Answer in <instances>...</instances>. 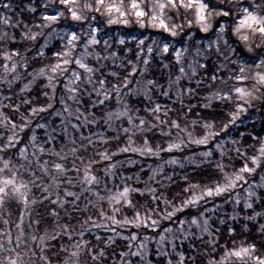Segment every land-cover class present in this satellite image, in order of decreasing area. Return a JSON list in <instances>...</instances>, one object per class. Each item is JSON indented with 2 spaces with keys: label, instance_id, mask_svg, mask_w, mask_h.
Listing matches in <instances>:
<instances>
[{
  "label": "snow or ice",
  "instance_id": "6c2138e0",
  "mask_svg": "<svg viewBox=\"0 0 264 264\" xmlns=\"http://www.w3.org/2000/svg\"><path fill=\"white\" fill-rule=\"evenodd\" d=\"M43 8L48 10L42 12L40 21H32L31 26L28 22L18 20L12 23L10 17L5 16L3 22L6 25H11L13 28H19V38L15 34L9 35L7 31L0 33V43L5 47L9 44L29 42L35 45L40 38L44 37V43L37 49L38 55L32 57L33 60L45 56L44 49L48 47V41L56 39L61 41V48L54 52L53 61L49 65H45L38 69H34L29 75L32 79L24 84L16 96L20 97V103L13 102V96L7 92L4 93L3 99L0 100V220L3 224L10 225V220L5 218L12 216V205L10 201H15L17 204L22 205L20 209L18 222L15 223L18 233L13 237L11 227L6 230H0V253L7 252L3 259H0V264H25L24 253L20 251L22 241L25 239L24 221L25 216H32L31 206L44 201H49L51 205H56L58 209H64L65 205L71 204L73 209L82 212L89 211V205L95 207L98 215L103 221H110L115 226H131L135 228L149 227L146 221H150V225L155 228L159 225L161 220H173L178 213H182L185 209L199 207L202 203H207L214 200L216 197L225 196L237 189L238 186L249 184V177H253L257 170H264V140L258 141L256 145L249 144L248 147L254 148L255 151L251 154L247 149H242V139L232 140V148L225 151L223 143H217L216 149L219 151L221 160L216 162V170L219 173L218 178L214 184H200V183H187L180 192L176 193L173 198L167 197L163 192H160L153 184L145 182L144 188H136L125 184L122 189H117L114 193H110L107 197L112 215L104 210L103 206L99 203H93L88 200L84 208L81 209L79 204L81 196L84 192H89L97 197L98 201H104L105 197L100 196L99 192L92 188L93 184H99L96 176L90 174V169L86 166L84 170V177L82 184H86V188H82L80 194L72 191L70 188L63 189V196H61V189L64 183L70 186L73 185V180L67 174L70 171L79 172V169L73 166L69 168L63 163L57 161H49L41 159L43 156H54L59 161L68 159L67 153L60 149L59 151L54 148H46V144H51L55 140V136L47 134V122L40 123L38 118L41 114L49 113L53 108L52 101L56 97L57 81L63 79L65 74L70 73L67 79L63 80V90L66 92L67 100L76 103H81L83 98L87 97L88 107L83 111L81 108L76 109L75 119L80 120L84 118V123L98 124L103 121L106 130L116 131L113 128V121H126L127 127L121 125L122 132L127 136V143L123 146H117V151L109 153L105 148L102 152H97L103 160L111 161L113 157L120 153H136L140 156H149L160 158L162 153H173L180 151L185 146L183 133L187 136L188 144L207 145L210 140L220 136L221 132H227L230 125H235L240 120L242 114L252 107L253 101H259L264 104V0H128L125 5V0H44ZM0 8L12 10V4L0 0ZM30 13H35L37 8L35 6L27 8ZM66 12L69 15H66ZM107 16V23L109 25L122 23L129 24L128 16H134L136 23L141 28L147 24L149 27L162 31L171 37H177L184 31L185 25L189 29L195 25L198 27L200 33H204V37L200 40L207 39V34L212 33L214 39H209L206 47H197V41H193L192 35L187 36V40L192 41L191 45L184 46L179 50L170 43L164 42L157 45L159 52L162 56H166L170 52L175 58V63L179 65V75L175 79H169L168 87L159 85L155 79L147 78L149 65L151 60L143 58L141 63L143 68H138L135 63H131V68L123 76L118 72L112 70H105L106 66L99 63L101 60H107L108 56H101L99 53H92L90 48L101 44V40L97 38L98 28L89 24L88 38L83 45V51L77 52L80 46L81 33L77 30L69 29L63 34L55 31L54 25L60 24L62 20H69L76 24L83 26L86 21L97 20L96 15ZM33 28L39 31H33ZM53 28L52 33H45L44 29ZM231 34V35H229ZM234 36L236 41L233 42L231 37ZM107 47L108 42L103 41ZM154 43V42H153ZM120 44H124L120 40ZM140 46L144 45L143 40H139ZM242 45L244 50L250 55L247 57L237 56V47ZM189 47H195L196 51L193 54L192 63L188 65L190 72L184 67V56L189 51ZM27 51H31V47L22 53L19 48L15 50H7L0 54V68L3 73L0 74V83L8 85V90L11 91L12 85L19 79V76L14 75L17 69L24 68L28 71L29 61L26 55ZM149 57H152L155 49L151 46L146 48ZM23 55V63L20 60H14L16 57ZM95 57L97 61L96 66L88 63L91 56ZM137 57H142L143 53H137ZM203 55L209 58L212 55L217 57L213 61L212 71L207 74V79L211 82L209 87L219 81L221 84L227 86L220 88L217 91L211 92L209 95L203 97L205 103L204 107L209 108L214 102L232 104L235 111L229 110L227 112L230 118L227 122H221L222 126L219 130L212 121L202 120L199 126L204 130L203 134L198 137H193V133L189 131V126H181L177 119H170L169 113L172 108L166 104H161L153 98L155 91L159 95L168 98L172 91L173 85H178L184 78L191 80L192 77L198 75L199 70H206L208 65L201 63L200 58ZM75 65V67H73ZM234 65L235 67H230ZM168 67L167 64L164 65ZM224 72V75H221ZM12 77L9 79V77ZM43 78L47 81L45 87L50 91L45 92L47 101L43 105H32V100L24 96L25 92L31 91V85L37 79ZM112 78V79H109ZM232 81V84H229ZM251 81L249 84L248 82ZM201 79L197 82L199 85L203 83ZM135 84V87L130 85ZM187 93H193L192 88L178 89L176 99L173 103H180L183 107V96ZM143 97L141 106H130L129 98ZM115 100L116 104L120 105L115 110H106L110 107V102ZM67 100L61 97L60 103L62 111H57L54 115L60 117L61 121H67V117L63 113H68L72 116V110L67 104ZM32 105L26 109L27 114L21 112V106ZM193 106L188 107V111L192 110ZM8 109L12 115L19 114L18 123L12 118V115L4 112ZM98 109L103 115L100 119H95ZM143 113V115H141ZM89 116L93 119L89 120ZM70 122V121H69ZM35 123V128H32ZM198 121H191V127L195 128ZM73 128L79 125L72 124ZM32 128L29 137L31 144V152L29 151L28 144L23 147L17 148L22 139V133L26 129ZM36 129H44L46 138L37 142ZM159 130L160 142H153L152 136L148 133L156 135V130ZM66 131V127L64 129ZM173 130H176V135L179 139H172ZM55 129H53V132ZM98 139L93 140L92 137H81L87 139L88 145H81L80 147H72L69 151L75 154L81 149L87 150L89 146H95L97 143L108 144L109 137L104 133L95 134ZM139 138V143L137 142ZM169 138V139H165ZM111 139H119V136L112 137ZM253 139H257L253 137ZM75 144V141H72ZM15 150V151H13ZM234 151L237 159L242 160V163L237 167L233 165V171L228 172L226 168L228 165L223 163V158L228 155V152ZM202 157L210 158L213 152H202ZM7 157V158H5ZM13 157H16L19 166L14 164ZM31 157V158H30ZM81 159L80 157H76ZM232 160V157H228ZM169 165H177L179 162L176 159H169L166 161ZM183 165H181L182 167ZM116 163H111L106 170V175H115ZM21 169L26 171L30 179L25 182L22 178L18 180L21 175ZM35 169H39L41 175L37 176ZM7 173V175H6ZM55 173V175H53ZM163 176V179L158 177ZM43 177H47L49 183H38ZM127 179H131L128 177ZM188 181V177H184ZM172 181V176L163 174L162 168L154 169L149 181H155L161 187L165 186L164 181ZM260 180L262 183L253 184L246 190L247 197L244 202L245 209H253V204L257 201L261 203L264 208V193L257 194L252 189L254 187H264V174L261 175ZM139 181V178H137ZM41 189L42 199L37 200L33 198L29 200V193L31 188L29 185ZM148 196L151 203L145 206L140 201L134 202V195ZM69 198H72L69 200ZM177 198L179 203L176 202ZM87 199V197L85 198ZM252 201V202H249ZM241 200L239 196L235 198V204L240 205ZM163 205V207H161ZM127 207L134 211V215L129 218L125 216L122 220L117 219V214ZM219 206L216 205L207 212L215 213ZM144 209L142 215L140 209ZM207 212L198 214L197 216L186 221L180 219L177 221L179 228L173 229L165 227L163 229L165 234L159 236V245L156 250L158 257L155 264H162L160 257L165 258L164 264H196L198 257H206V260L201 259L200 264H264V222L256 223L258 218L264 221V211H255L254 214H248L244 217L245 220L253 222L255 225V232L259 236L260 243L253 240L251 243L241 241L237 246L232 241L231 245L228 242L220 243V238L216 234L219 229L214 232L210 224V217ZM48 214L55 218L56 228L51 233L44 230L43 234H39V227L33 229L30 236L31 244L35 247L28 248L30 252L27 264H32L33 258L43 262V264H52L50 256L46 253L51 252L50 240H56L61 235H66L69 241L73 240V234L80 239L75 243L68 246L63 244L59 245L58 252L51 253L52 255L60 256L57 264H81V256L86 254V264H105L109 259V253L106 251L113 243V237H109L107 241H102L100 235L95 236L97 244H92L89 240L84 239L86 232H91V229L103 228L109 231H115L114 228L109 227L108 223H98L88 215L82 221H79V230L70 227L69 224H61L59 220V212L56 209H49ZM39 218L30 219L29 227L33 224L39 226L45 220L44 213H37ZM155 217H159L158 219ZM231 219L236 220L237 216L233 215ZM221 224L225 223L224 220L220 221ZM188 225L186 228L185 225ZM192 226H195L197 232H192ZM242 228L245 232L251 229L247 224H243ZM58 229V231L56 230ZM229 237L235 236V229L229 227L227 229ZM176 233L179 235L177 236ZM172 236V239H169ZM208 239L205 240L204 237ZM194 237L195 240L201 241L208 246L207 249H198L195 244L189 245V251L177 252L176 239L181 240V244ZM126 239L131 241L137 240V235L133 234ZM103 244V247L100 246ZM171 245L172 252L166 250L165 245ZM217 245L222 249L220 255L217 257L215 253L218 251ZM27 248L28 246L25 245ZM133 245H127L128 251H121L118 254L119 264H138L137 260L144 261L147 253L144 249L147 244L141 242L137 245V250L132 251ZM38 250V251H37ZM173 253L176 254L175 261H173ZM14 254V255H13ZM112 264H116L113 261ZM147 264H152L148 261Z\"/></svg>",
  "mask_w": 264,
  "mask_h": 264
},
{
  "label": "rangeland",
  "instance_id": "374dc122",
  "mask_svg": "<svg viewBox=\"0 0 264 264\" xmlns=\"http://www.w3.org/2000/svg\"><path fill=\"white\" fill-rule=\"evenodd\" d=\"M5 2H10L12 4V10L9 11L7 9L0 8V33L7 31L10 36L15 34L17 36V38H19L20 29L19 28H13V27H11V25H6L3 22V19L5 16L10 17L12 20V23H16V21L21 20V21L28 22L31 26L32 21L41 22L39 19L41 13L48 11V10L44 9L42 6L44 3V0H5ZM127 3H128V0H125V5H127ZM33 6H35L37 8V11L35 13L28 12L27 8H30ZM94 15H96V14H94ZM96 17H97V20L87 22L85 29L83 31L84 37L83 38L81 37L80 46L77 48L78 53L83 51V45H84L85 41L87 40L89 31H90L89 24H91L92 26H95L98 28L97 38L100 39L102 42H101V44L90 48L89 51L92 53H99L102 57L103 56L109 57L107 60H101L99 62V63L106 66L105 70L116 71L121 76H123L131 68V63H129V61H131L132 63H135L138 68H143V64L141 63V60L143 58H148L151 60V64L149 65V71L147 73V78L155 79L159 85H162L163 87L166 88V87H168L169 79L171 78L174 80L175 76L179 75V67L180 66L176 64L177 68H178V69L177 68L176 69L178 70V72H174L171 69L169 63L167 62V60L165 58L166 56H162L159 52V49L157 48V45H160L164 42L170 43V41H168L166 39L164 40L163 38H160V36H158V34L152 35L151 32L142 34V33H138L137 31H125L122 27L132 28L134 26H137L141 30L142 29L143 30L153 29V28L149 27L147 24L145 25V27L141 28L139 26V24L136 23V18L134 16H131V15H129L127 17L128 20L130 21L128 25H124L122 23L109 25L107 23V19H108L107 16H104V17L99 16L100 19L104 20L108 26H114L113 29H114L115 33L113 35L105 36V34L103 33V28L97 26V24H96L97 21L100 20L97 15H96ZM53 28L55 29V31H57L61 34H63V32H66L70 29V28L69 29L65 28V26L62 24V22H60V24H58V25H54ZM53 28L44 29V31H45V33H52ZM186 29H189L187 27V25H185L184 30H186ZM153 30H156V29H153ZM33 31H39V29L33 28ZM100 33H103V35L102 34L100 35ZM189 34L192 35L193 41H197V45H196L197 47L203 48V47H206L208 45L209 40H200V39L196 38L195 32H193L192 30H188L187 36ZM44 39L45 38L42 37V43L41 44L44 43ZM212 39H214V37ZM120 40H123L124 44H120ZM139 40L144 41L143 46H140L138 44ZM56 41H58V40H56V39L49 40L48 41V47L52 46L54 44V42H56ZM103 41L108 42L107 47L104 45ZM59 42H60V48H61L62 42L61 41H59ZM24 43L30 44L29 42H24ZM130 43H132V46H129ZM191 43H192V41L186 40V43L183 46L178 47V50L180 48L186 46V45L190 46ZM18 44H21V43L9 44L7 47H5V45L3 43H0V54H2L4 51H7V50H15L16 49L15 46H18ZM31 45H30V47H31ZM149 46H151L155 49V51L152 54V57H149L148 53L146 51V48ZM32 47H33V45H32ZM195 51H196L195 47H189L188 53H186L184 56V67L189 72H190V69H188V65L192 63L193 54L195 53ZM138 52L143 53V56L137 57L136 54ZM237 56H241L239 52H237ZM243 56H241V57H243ZM14 60H20L21 63H23V57H16V58H14ZM200 61H201V63H205L206 65H208L207 69L206 70H199L198 75L195 77H192L191 80H189L188 78H184L180 81V83L178 85H173L172 91H171L170 96L168 98H165V97L159 95L155 91L153 92V98L157 102H159L161 104H166L168 107L172 108V111L169 113L170 119L179 120L182 127L189 126V131H191L193 133L194 138L203 134L204 130L199 126V122H201L202 119L189 116L190 112L188 111V107L194 105V107H192V109H194L199 104H201L203 106L205 103L203 97L209 95L211 92L217 91L220 88H225V90H226V87H227V86L221 84L219 81H217L216 84H213L211 87H209V84L211 82L207 79V74L212 71L213 61H216L217 63H219V61L217 60V57L215 55H212L209 58H205L202 55L200 58ZM52 62H54L53 59H52ZM52 62H50L49 64H51ZM2 63H3V61L0 60V64H2ZM88 63L93 65V66H96L97 61L95 60L94 55L89 58ZM49 64H47V65H49ZM165 64L168 65L167 68L164 67ZM209 66H210V68H209ZM73 67H75V65H73ZM230 67H235V66L230 65ZM34 69H36V68H34V67L28 68V71L26 72V71H24L23 67L18 68L17 73L14 75L19 76V79L12 85L11 91L8 90V85L0 83V100L3 99L4 93L7 92L9 95L13 96V102L14 103H20V97L16 96L15 93L18 92V90L24 84L28 83L32 79V77L29 75V73L33 72ZM2 73H3V69L0 68V74H2ZM224 74H225L224 72H221V75H224ZM69 75H70V73L65 74L63 79H58L57 85H60L62 87V89L64 87L63 80L67 79ZM11 78L12 77L10 76L9 79H11ZM109 79H112V78H109ZM201 79H203L204 82L200 83L198 85L197 82L200 81ZM46 83H47V81L43 78L37 79L34 83H32L31 91L25 92L23 94L24 96H27L32 100V105H43L46 102H48L47 97L44 95L45 92L50 91L48 88L45 87ZM232 83H233L232 81H229V84H232ZM248 83L250 84L251 81H249ZM130 87H135V84L133 83L132 85H130ZM189 87L193 89V93L191 95H189L187 93L184 94V96H183V101H184L183 107L178 102L173 103V101L176 99L177 90L182 89V88L186 89ZM36 88H40L39 92H37L38 90H36ZM67 95L68 94L66 92H62L60 95V99H61V97H63L65 100H67ZM38 99H44L43 103L38 104L37 103ZM143 102H144L143 97H131V98H129L130 106H133V107L141 106ZM217 103H219V102H214L212 104V106L209 108H212ZM67 104L70 107V109L72 110V116L69 117L68 113L66 115L67 121L62 122L61 119L58 118L55 120V123H52L53 119H51V120L49 119V121L51 122V125L54 126V128H53V129H55L54 132H56L58 134L57 138H56V135L54 133H52L53 130H52V132H47V134L54 135L56 139H58V136L63 134L66 141H60V140L53 141V143H51V144H46L45 145L46 148H54L55 150H59L63 146H65L66 143H67V145L73 144L72 143L73 140L75 141V144H73V145H79L82 143H85L88 145V140L87 139H81V137H92L93 140H97L98 137L95 135L96 133H104V135H106L107 137L110 138L109 142H111V141L117 142V143H119L118 146H120V147H123L127 143V136L122 132V130H120L121 125L123 127L128 126L126 121H113V128L116 129V131H109V130H106L105 126L103 125L102 120L98 124H91V123L86 124V123H84L83 117H81L80 120L75 119V116L77 114L76 109L78 107L81 108L82 111L88 107L86 96L83 98V101L81 103H76V102H73L71 100H67ZM222 104H225V103H222ZM32 105L21 106V112L27 113L26 111L23 112V109L26 110L27 108L31 107ZM228 105H229V110L235 111L234 105H232V104H228ZM119 107H120V105L116 104L115 100L113 99V101L110 102V107L106 110H109V111L115 110L116 108H119ZM183 108H186L187 111H183ZM262 108H264V104H261L259 101H253L252 107L248 108V111L241 115L240 120L237 121V123L235 125H230L227 132H221L220 136L210 140L207 145L188 144L187 143V136L185 134L181 133L180 135L184 136V139H185V146L180 151H175L171 154L168 153L166 156L161 155L160 158H157L154 156L153 157L140 156L138 154H137L138 155L137 157H133V158L118 157L116 160L117 168L115 169V175L114 176L113 175H106V170L109 167L108 166L104 170V175L102 177H97L99 184L98 185L97 184L92 185V188L95 191L99 192L100 196L105 197V200L104 201H98L96 196H93L89 192H84L83 195L81 196L80 204L84 207L85 203H87L88 200H91L93 203L101 204L103 206L104 210L108 213V215H112L110 208H109V205L107 203V197L110 193H114L118 188L122 189L125 184L132 186V187H136V188H144L145 182H148V183L153 184V186L157 187L160 192L163 191V193L167 197H169L163 189L165 187L171 186L177 182H180V183L188 182L189 178H188V181H185L184 177L185 176L188 177L191 173H193L195 171H208L211 174L212 173L217 174V177H214L212 182L208 183V184H214L216 179L219 176V173L217 172L215 165H216L217 161H220L222 159L220 154H219V151L216 149L217 143H223L225 146V151H227L228 149L233 147V145L231 143L232 140H234V139L241 140L242 139V149L246 148L247 151L249 152V154L253 153L255 151V149L248 147V145L252 144V145H256L258 147V141L264 140V137L260 138V139L257 138L256 135L250 131V127H248V125L251 122H253L259 118L260 111H263ZM93 111L96 112L95 119L99 120L101 115H103V113H101L98 109H94ZM4 112L8 113L9 115H12L8 109H4ZM141 115H143V113H141ZM13 116H16V114L12 115V118H13ZM91 119H93V117L89 116V120H91ZM193 120L198 121V124L195 128H192L190 126L191 121H193ZM72 124L79 125L78 129L75 128L76 131H74V132H71V130L73 128L71 126ZM64 125L66 127V131L63 130ZM216 129L219 130V128H217V127H216ZM2 131L3 130L0 129V132H2ZM36 134H37V138H38V140H37L38 143L43 141L46 138V132L43 134H39L38 132H36ZM158 134H159V130L157 129L156 135H158ZM148 135L153 136L152 133H148ZM115 136H119V139H111L112 137H115ZM253 137H256L257 139H253ZM165 139H169V138H165ZM172 139H179V137H177V135H176V130H173ZM252 141H255V142L250 143ZM137 142L138 143L140 142L139 138H137ZM25 144L29 145V151L31 152V144L29 143V141H25L23 146ZM102 146L107 148L108 151L110 152V149H109L110 147L108 144L97 143L94 147L99 148ZM113 151H117V149H114ZM208 151L213 152L212 157L205 158V157H202L200 155L202 152H208ZM111 152H112V150H111ZM120 154H122V153H120ZM236 156H237V154L234 151H232V152H228V155L223 158V163L228 165V167L226 168V170L228 172L233 171V165L238 167L242 163V160L237 159ZM43 157H44V159H47L49 161H56L54 156H43ZM228 157H232L233 159L229 160ZM5 158H7V157H5ZM142 158H144V159L142 160ZM147 158H148V160H146ZM169 159H176L179 163L177 165H169L166 163V161ZM101 160H103V159H101ZM92 165L93 164H91L89 166L90 174H91ZM181 165H183V166L181 167ZM158 168H162L164 175L172 176V181L169 182V181L165 180L164 181L165 186H163V187L156 184L155 181H149V176L152 175L153 170L158 169ZM35 171H36V169H35ZM26 174H27V177H25ZM262 174H264V170L258 169L257 173L253 177H249V184L241 183L237 189L233 190L232 192H230L228 194H225V196L216 197L214 200L205 203L207 206L203 210V212H207V209H211L216 205L219 206L215 213L207 212V215L211 218L210 224L212 226V230L214 232L216 231V229L220 230L219 232H216V234L219 237H220V234H221V232L225 226H228V227L233 226V224L235 222H237L239 219L243 220L248 225L249 222L244 219L245 216H247L248 214H254V210L255 211H264V208L261 207V203L259 201L255 202L253 204V209H245V207H244V202H245V199L247 197V191L246 190L250 187V185H253V184L258 185V184L262 183V181L260 180V177ZM6 175H7V173H6ZM128 177H131V179H127ZM21 178L25 182H27L30 179L27 172L23 176H22V173H21V175L18 176V180ZM137 178H139V181H137ZM158 179H163V176L158 177ZM42 182H43V184L49 183V181L47 179H44V178H42ZM29 187L31 188V192L29 193V198H36V192L34 190V186H32L30 184ZM61 190H62L61 196H63V188ZM71 190L76 192L77 194H80L82 191V190L81 191L76 190V187H72ZM252 190L254 192H256L258 195L261 193H264V187H254ZM237 196H239V198L241 200V203L238 206L235 204V198ZM86 197H87V199H85ZM71 199L72 198H69V200H71ZM133 199L136 200V197L134 196ZM249 202H252V201H249ZM177 203H179V202H177ZM68 205L69 204L65 205V208L62 210L71 214L72 213L71 211H74V209L72 207L71 211H69L70 208H67ZM161 207H163V205H161ZM127 209H129V208L125 207L123 209V211H121L120 213L117 214L116 218L119 220H122L125 216L131 218L132 216L129 215V213L127 212ZM85 213L87 215H91L92 218L94 220H96L98 223H108L109 227L115 229V231L113 232V231H109L107 229H103V228L97 229V228L93 227L91 229V232H86L84 234V239L89 240L92 244L98 243L95 240L96 235H100L102 241H107L109 237H113L114 243L106 250L110 254L109 257L111 259H113L112 261L118 260L117 262H119L118 255H113V253L118 254L121 251H128L127 245L129 243H131L133 245L132 251H136L137 245H139L141 242H144L145 244H147V247L144 249V251L147 253L144 261H139V258H133V259L137 260L138 264H147L148 261H151L152 264H155V262L158 259L157 255H156V250H157V247L159 245V236L153 237V236L148 235V236L140 237L139 234L137 233L138 229L140 227L135 228L136 232H132L131 226H115V225H112L110 221H103L100 218V216L98 215L96 208L92 207L91 205H89V211L85 212ZM233 215L237 216L236 220L231 219V217ZM70 217H72V216H70ZM155 218L158 219L159 217H155ZM221 220H224L225 223L221 224L220 223ZM260 222H264V221H262L260 218H258L256 223L258 224ZM146 223L149 224L148 228H150V229H155V230L159 229V225H157L155 228H153L150 225V221H146ZM160 223H162V222L160 221ZM165 223H167L166 227L173 228L174 230L179 228L176 217H174L173 220H170V221L165 220ZM141 227H143V226H141ZM185 227L187 228L188 225L186 224ZM51 232H49V233H51ZM192 232L193 233L197 232L195 226H192ZM133 234L137 235L136 241H131L130 239H126L127 237H130ZM162 234H165L164 231L162 232ZM176 235L178 236L179 234L176 233ZM79 239L80 238L78 236L73 234V240L69 241L68 237L66 235H61L56 240H50L49 244L53 248L54 242L58 241L59 245L63 244V245L68 246L70 248V245L72 243H75ZM169 239H172V236H169ZM204 239L207 240L208 237L205 236ZM176 244H177V250H176L177 252L187 253L189 251V245L190 244H195L198 249H207L208 248V246L206 244L202 243L201 241L195 240L194 237H190L188 240L184 241L183 244H181V240L178 238V239H176ZM100 246L103 247V244H100ZM165 248L167 251L172 252L171 245L166 244ZM216 254H217V252L215 253V255ZM218 256H219V254H218ZM202 257L203 256H200V257H198V259L202 258ZM3 258L4 257L1 255L0 259H3ZM175 258H176V254L173 253V256H172L173 261H175ZM24 259H25V264H27V262H28L27 259L25 257H24ZM87 259L88 258L86 256V254L82 255L81 256V264H86ZM159 259L162 261V264H164L165 258L160 257ZM57 261H58V259L55 260L54 264H57Z\"/></svg>",
  "mask_w": 264,
  "mask_h": 264
},
{
  "label": "trees",
  "instance_id": "16d2710c",
  "mask_svg": "<svg viewBox=\"0 0 264 264\" xmlns=\"http://www.w3.org/2000/svg\"><path fill=\"white\" fill-rule=\"evenodd\" d=\"M66 15H69V14L66 12ZM89 15H94V14H89ZM96 15L99 17L98 14H96ZM99 19H100V17H99ZM61 22L65 26V28H67V29L70 28L72 30L79 31L81 33V37L83 38L84 37L83 36V31L85 29V26H86L87 22H89V21H86L83 26H80V25L76 24L75 22L70 21V19L69 20H62ZM96 24H97V26L103 28V33L105 34V36L113 35L115 33L114 29H113L114 26H108L106 24V22L104 20H102V19L97 21ZM122 28L125 31H137L138 33H142V34L148 33V32H151L152 35L158 34V36H160V38H163L164 40L166 39V40L170 41V44L175 46L177 49H178V47H181V46H183L186 43L188 30H192L193 32H195V37L198 38V39L200 37H204L205 36L204 33H200L199 32L198 27H196L195 25H193V27L191 29L184 30L177 37H171V36L167 35L166 33H163L162 31L153 30V29H145V30L142 29L141 30L137 26H134L132 28H128V27H122ZM103 33H100V35L101 34L103 35ZM229 35H231V34H229ZM207 37H208L207 39H203V40L212 39L213 38L212 33L211 32L208 33ZM231 39L233 40V42L236 41V38L234 36H232ZM41 43H42V38H40V40L35 45H33V47H32L31 44H28V43H21V44H18V46H15L16 49L19 48L22 53H25V50L27 48H29L30 45H31V51H27L26 52V55H27L28 61H29V67L28 68L34 67V68L37 69V68H40V67H43V66L49 64L50 62H52L53 53L60 48V42L56 41V42H54V44L52 46H49V47L44 49V51H45V56L44 57L38 58L36 60H33L32 57L34 55H38L37 49H39ZM129 46H132V43H130ZM237 52H239L241 56L244 55L243 57H247V56L250 55L249 53H247L244 50L242 45L237 47ZM21 57H23V55ZM165 58H166L167 62L169 63L171 69L174 72H178V70H177L178 68H177V65L175 63V59H174V57L171 54V48H170L169 54L166 55ZM210 66H209V68H210ZM36 90H38L37 92H39L40 88H36ZM62 92H64L62 87L60 85H57L56 97L52 101L53 108L50 110L49 113L41 114V117L38 118V122H40V123H43L45 121L47 122V125H48V127H47L48 131L47 132H52V130L54 128V126L51 125V122L49 121V119L50 120L53 119L52 123H55V120L60 118V117L54 115V113H56L57 111H62V105L60 103V100H61L60 99V95H61ZM43 101H44V99H38L37 103L40 104V103H43ZM262 110L263 111H260V113H259L260 114L259 118L257 120H255V121L251 122L248 125V127H250V131L253 134H255L256 137L259 138V139L264 137V108H262ZM25 111L26 110L23 109V112H25ZM183 111H187V109L183 108ZM228 111H229V105L228 104L217 103L212 108H205L201 104H199L196 108H194V109H192L190 111L189 116H192V117H195V118H199V119H202V120L212 121V122L215 123L216 127L220 129L221 126H222L221 122L222 121L223 122H227L230 119L228 117V115H227ZM25 114H27V113H25ZM63 115L66 117L67 113H63ZM13 118L18 123L20 122L19 114H16V116H13ZM32 128H35V123H33ZM32 128L26 129V131L21 134L22 135V139H21L20 144L17 146V148L23 147L24 142L25 141H29V137L31 135ZM64 129H65V125L63 126V130ZM74 131H76L75 128H72L71 132H74ZM36 132H38L39 134H43V133H45V130L44 129H36ZM52 133H54L56 135V138H57L58 134L56 132H52ZM56 138H55L54 141H58V140L66 141V139H65L63 134L58 136V139H56ZM152 139H153V142H160L159 134L155 135V136H152ZM253 142H255V141H252L250 143H253ZM81 145H87V144L82 143V144H79V145H73V144L67 145V143H66L65 146H63L61 148V149H63V151L65 153H67V156H68L67 160L59 161V160H57L56 157H54L57 162L63 163L66 166H68L69 168H71L73 166V163H74L75 167H77L79 169V172L70 171L67 174L69 177L72 178L73 184L75 183L74 187H76V190H79V191H81L82 188H86L87 187L86 184H82L81 183L83 181L85 167L87 166L89 168V166L91 164H93V163H95L97 161H100L102 158L99 155H97V152H102L105 149V147H103V146L99 147V148L94 147V146H89L87 148V150L81 149V151L77 152L75 154V156L69 151L70 148H72V147H80ZM108 145L110 147L109 149H110V152H111V150L113 151L114 149H117V146L119 145V143L111 141V142L108 143ZM59 150H57V151H59ZM13 151H15V150H13ZM167 154L168 153H162V156H166ZM137 156L138 155L136 153H122L120 155H117V156L113 157L112 160L110 161V164L111 163H116V160H117L118 157L133 158V157H137ZM76 157H80L81 159H77ZM41 159H44V157H42ZM143 159L144 158H142V160ZM146 160H148V158ZM13 161H14V164H16L17 167L19 166V163H22V162H17L16 157H13ZM21 173H22V176H23V175H25L26 172L23 169H21ZM36 174H37V176L41 175L39 169H36ZM53 175H55V173H53ZM25 177H27V174H26ZM214 177H217V174H215V173L211 174L208 171H195V172L191 173L188 176V178H189L188 182H185V183L177 182V183H175V184H173L171 186L165 187L163 190L166 192V194L169 196V198H173V197L176 196V193L180 192L183 187L187 186V183H189V182H191V183H200L202 185L203 184H208V183L212 182ZM43 178L47 179V177H43ZM38 183H42L43 184L42 180L38 181ZM72 187L73 186H70L67 183H64L62 185L63 189L64 188H70L71 189ZM34 190L36 192V199L38 201L41 200L42 199L41 189L37 188V187H34ZM134 196L136 197V200H134V202L135 201H140L145 206H148L151 203L150 198L148 196L141 197L138 194H136ZM31 199H33V198H29V200H31ZM176 202H179L178 198H177ZM10 203L12 205L11 211H12L13 214H12L11 217L5 216V218L10 220V225H8V226L4 225L3 224V220H0V230H6L8 227H11V230H12V233H13V237H15V235L19 231L18 229H16L15 223L18 222V216H19L20 209L22 208V205L17 204L14 200L10 201ZM206 206L207 205L205 203H202L199 207L185 209L184 212L177 214L176 220L178 221L180 219H183V220L188 221L191 218H193V217L197 216L198 214L202 213L203 210L206 208ZM79 207L81 209L84 208L81 204H79ZM67 208H70L69 211H71V209H72L71 204H69ZM49 209H56L59 212V214H60L59 215V220H60L61 224H69L70 227H73L76 230H79V221H82L83 219H85L88 216L85 212L77 211L75 209H74V211H71L72 212L71 214L67 213L66 211H64L62 209H58L56 207V205H51L49 201H44L42 204L38 202L37 204L32 205L31 206L32 216L31 217H29L27 215L25 216V221H24V225H23L24 233H25V239H24V241H22V247L20 249V251L22 253H24V257L27 259V261H28L29 255H30V252H28V248L35 247L34 245L31 244V240H30V236L32 234L33 229H36L37 227H39V234H43L45 229H47L48 232H51V231H53V229L56 228L55 218L51 217L48 214V210ZM140 211H141V213L143 215L144 209L141 208ZM127 212L131 216L134 215V211L132 209H130V208L127 209ZM37 213H44L45 214V220H43L39 226L33 224L32 227L30 228L29 227V220L30 219L39 218L37 216ZM70 216H72V217H70ZM161 222L162 223L159 224V230H162V232H163V229L166 227L167 223H165V220H161ZM248 222H249V224H248L249 228L251 230L247 231V232H245L243 230V228H242V225L246 224V223L243 220H241V219H239L237 222H235L233 224V226H230V227L235 229V236L234 237H229L228 232H227V229L229 227L225 226L224 229L222 230L221 234H220V237H219L220 238V243L223 244L225 242H228L229 245H231L233 240H234V242H235V244L237 246L240 245L241 241H245L246 243H251L253 240H256L257 243H260L259 236L255 232V225L251 221H248ZM56 230L58 231V229H56ZM131 231L132 232H136L135 231V227H132ZM140 237H143V236H140ZM25 245H27L28 247L26 248ZM58 247H59V242L55 241L54 242V247L53 248L51 247V252L50 253H46V254H48L50 256L52 264H54L56 259L59 260L60 256L64 255L63 253H61L59 256L51 254V253L58 252ZM217 249H218V251H217L216 256L218 257V254L220 255V252H222V249L219 247V245H217ZM1 255L3 257H5L6 255H8V253L7 252L0 253V257H1ZM201 259L206 260V257L199 258L196 263L200 264L199 260H201ZM112 260L113 259H111L109 257V259L107 261H105V264H112V262H113ZM117 261H116V264H119V262H117ZM32 264H43V262L38 260V259H36V258H33Z\"/></svg>",
  "mask_w": 264,
  "mask_h": 264
},
{
  "label": "water",
  "instance_id": "95a60500",
  "mask_svg": "<svg viewBox=\"0 0 264 264\" xmlns=\"http://www.w3.org/2000/svg\"><path fill=\"white\" fill-rule=\"evenodd\" d=\"M109 164V161H102L99 163H96L92 166V173L95 176H101L103 174V169ZM139 234L142 235H153V236H159L161 234L160 230H152L148 229L146 227H141L139 229Z\"/></svg>",
  "mask_w": 264,
  "mask_h": 264
}]
</instances>
